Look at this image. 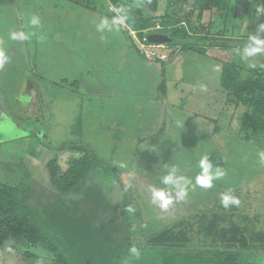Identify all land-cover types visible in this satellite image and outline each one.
<instances>
[{
  "label": "rangeland",
  "instance_id": "1",
  "mask_svg": "<svg viewBox=\"0 0 264 264\" xmlns=\"http://www.w3.org/2000/svg\"><path fill=\"white\" fill-rule=\"evenodd\" d=\"M123 1L149 18L142 39L116 22L119 16L106 0H0V49L8 58L0 67V122L9 121L11 128L0 130V183H26L30 195L22 209L72 264H139L127 257L130 248L127 260L119 255L126 241L120 220L125 190L144 217L143 233L136 235L140 242L213 212L264 232V134L241 131L246 109L225 102L219 81L222 63L237 66L245 79L264 65V51L248 55L205 47L199 52L194 44L147 41L161 35L164 20L190 36L257 38L256 18L246 5L259 0H158L156 12L143 0ZM33 16L36 24L30 23ZM20 32L29 38H11ZM146 50L156 55L149 58ZM29 82L39 98L36 121ZM180 98L188 101L183 107L177 106ZM78 142L77 148H64ZM85 146L115 177L91 175L74 191L54 194L45 164L57 159L60 169L69 171L88 159ZM201 159L213 177L209 188L195 184L203 172ZM218 169L223 175L217 176ZM168 176L173 182H164ZM153 190L171 198L166 209ZM225 195L238 198L239 205L225 207ZM81 216L100 232L91 227L86 236L90 225L66 224V218ZM50 218L62 220L49 225ZM110 228L118 230L117 239L109 237ZM193 239L192 248L199 249L197 235ZM257 251L264 252V243ZM54 263L51 254L0 236V264ZM257 263L264 264V257Z\"/></svg>",
  "mask_w": 264,
  "mask_h": 264
},
{
  "label": "trees",
  "instance_id": "2",
  "mask_svg": "<svg viewBox=\"0 0 264 264\" xmlns=\"http://www.w3.org/2000/svg\"><path fill=\"white\" fill-rule=\"evenodd\" d=\"M106 1L112 5L119 18H123V23L128 31L136 33L142 39L139 33L147 29L149 18L142 16L141 9H133L123 0ZM157 1L143 0L144 4L155 12L158 10ZM246 10H249L256 18L255 24L259 34L257 38L190 36L188 33H180L176 26L168 24L166 20L162 22L161 30L157 33L166 35L171 40L166 45L194 44L201 47L198 48L199 52H202L205 47L238 50L259 47L264 51V45L255 43V39L264 40V30H261L260 27L264 23V0L248 3ZM249 11L247 12L249 13ZM249 15L251 16L250 13ZM219 81L226 93L225 102L246 109L242 116L241 131L256 135L264 134V65L252 72L249 77L241 79L237 66L222 63ZM35 88L34 84L30 82L28 92L31 93L28 94H31L32 108L35 109V114H32L34 116L37 109L40 111V108L36 109L39 98L34 91ZM181 96L182 93L179 97ZM187 102L180 98L176 104L178 107H183ZM38 118L36 117L35 121ZM18 120L21 121L20 118ZM80 143L82 144V142L70 143L64 148H77ZM61 149L63 148L58 150ZM82 150L88 155V159L78 161L69 171H62L58 166L57 159L50 160L45 164L47 187L51 188L54 194L62 195L74 191L91 175L106 174L107 172L113 174L111 173L112 167L95 155L89 147L85 146V149ZM103 167L105 170H102ZM113 176L115 177L114 174ZM123 194L120 220L121 226L125 230L126 241L125 246H119L121 259H126L125 254L129 252V248L133 247L140 255L137 256L131 252L127 253V257L139 264H258L257 261L264 257V252L257 251V249H262L264 232H256L247 225L242 226L239 221H233L232 216L227 213L213 212L196 215L194 218L191 217L189 220H182L172 224L169 228H164L148 238L147 242H140L139 238L141 237L136 235L140 236V233L141 235L143 233V214L139 209L138 202L126 196V190ZM29 195L25 182L19 184L0 183V226L4 227V232L0 233V236L4 240L11 238L24 241L32 248L51 254L55 259L54 264H72L67 252L60 247L58 242L46 235L39 224L22 209V205L28 200ZM129 208L133 210L129 211ZM241 218H245V216ZM75 219L66 218L68 220L66 224L72 225L75 224L72 222L76 221L80 224L90 225L89 221L85 220V216ZM61 220L50 218L49 225L56 222L61 223ZM91 227H96L100 232L98 226L90 225L88 232H85L86 236H89L92 231ZM193 227L196 229L193 230ZM78 231L81 232L82 229L78 227ZM110 231L109 237L117 239L118 230L110 228ZM196 235L201 246L199 249L192 248L193 243H196L193 239Z\"/></svg>",
  "mask_w": 264,
  "mask_h": 264
},
{
  "label": "clouds",
  "instance_id": "3",
  "mask_svg": "<svg viewBox=\"0 0 264 264\" xmlns=\"http://www.w3.org/2000/svg\"><path fill=\"white\" fill-rule=\"evenodd\" d=\"M117 11H119V10H117ZM116 22L122 23L123 18L122 17L119 18ZM30 23L36 24L37 19L33 16L30 20ZM260 27H261V30H264V25H261ZM11 38L12 39H17V38L28 39L29 37L26 36L23 32H20V33H12ZM255 43L257 45H264V40L255 39ZM246 51H247L248 55H253L257 52L262 51V49L259 47H254V48L247 49ZM7 59L8 58L5 56L4 51L2 49H0V67H2L4 65V63L7 62ZM0 130H3V126H0ZM260 155H261V158L264 159V153H261ZM200 166L202 167L203 172H202V174H200L196 177L195 184L200 186V187H203V188H209L212 186L210 182H211L213 177L208 172L209 164L207 163L206 159L200 160ZM220 175H223V173H221L218 169L217 170V176H220ZM164 182L165 183L173 182L172 177L171 176L165 177ZM153 195H154V197H156L160 200V207L161 208L166 209L167 206L171 203V198L167 197L164 192L153 190ZM177 195L182 198L185 195V193L183 190H181L177 193ZM222 202H223L225 207H227L229 202H231L234 205H239V203H240L238 198L230 197L228 195L223 196ZM132 210L133 209L129 208V211H132ZM130 251L133 252L134 254H136L137 256L140 255L137 252L135 247L131 248Z\"/></svg>",
  "mask_w": 264,
  "mask_h": 264
},
{
  "label": "crops",
  "instance_id": "4",
  "mask_svg": "<svg viewBox=\"0 0 264 264\" xmlns=\"http://www.w3.org/2000/svg\"><path fill=\"white\" fill-rule=\"evenodd\" d=\"M107 19V18H106ZM108 21L110 20L109 18L107 19ZM111 23V22H110ZM127 49V48H126ZM127 50H129V49H127ZM126 53H127V51H126ZM124 54V56H126L127 57V54ZM130 54V55H129ZM128 55H129V57H131L133 54L132 53H130L129 51H128ZM123 60H125L124 61V63H131L132 61L129 59V61H127V59H123ZM31 62L32 61H30V64H28V65H32L31 64ZM117 63H118V61H117ZM28 65H26V67L27 68H30V66H28ZM34 65V64H33ZM150 67V66H149ZM37 81H41L40 79H38V78H36V80H35V82H37ZM29 84H30V82H29ZM29 84H28V90H29ZM34 86L36 87V85L34 84ZM175 92H176V95H177V91L175 90ZM180 96V94H178V96H177V98ZM29 99H30V97H29ZM31 110V109H30ZM30 110H29V112H30ZM51 116H54L53 115V113H52V115ZM8 120V119H7ZM8 123H9V121L8 122H4V121H1L0 122V126H3V128L5 129V130H9V129H11L10 127H7V125H8ZM33 134V133H32Z\"/></svg>",
  "mask_w": 264,
  "mask_h": 264
},
{
  "label": "water",
  "instance_id": "5",
  "mask_svg": "<svg viewBox=\"0 0 264 264\" xmlns=\"http://www.w3.org/2000/svg\"><path fill=\"white\" fill-rule=\"evenodd\" d=\"M147 39H148L147 41L149 43L153 42L156 44H166V43H169L171 41L167 36H164V35L148 36Z\"/></svg>",
  "mask_w": 264,
  "mask_h": 264
},
{
  "label": "built area",
  "instance_id": "6",
  "mask_svg": "<svg viewBox=\"0 0 264 264\" xmlns=\"http://www.w3.org/2000/svg\"><path fill=\"white\" fill-rule=\"evenodd\" d=\"M143 41H144V44L145 45H147L148 46V48H153V46H150L147 42H146V39H143ZM141 46H144V45H141ZM145 55L147 56V57H154L156 54H155V51H153V50H146L145 51Z\"/></svg>",
  "mask_w": 264,
  "mask_h": 264
}]
</instances>
